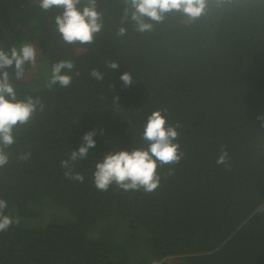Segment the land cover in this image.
Listing matches in <instances>:
<instances>
[{"label":"trees","instance_id":"1","mask_svg":"<svg viewBox=\"0 0 264 264\" xmlns=\"http://www.w3.org/2000/svg\"><path fill=\"white\" fill-rule=\"evenodd\" d=\"M97 6L104 27L95 42L65 44L54 23L62 9L0 0V47L38 50L33 77L26 65L13 81L17 96L44 104L14 130L0 168V198L20 217L0 233V264H264V0H209L196 21L173 13L143 33L128 22L123 37L124 0ZM60 60L73 61L79 76L49 87ZM124 72L134 81L127 88ZM157 109L180 124L182 160L157 168L152 193L97 190L95 161L147 147L143 126ZM93 129L96 146L77 168L84 182L66 180L60 161ZM222 148L226 165L216 163Z\"/></svg>","mask_w":264,"mask_h":264},{"label":"clouds","instance_id":"2","mask_svg":"<svg viewBox=\"0 0 264 264\" xmlns=\"http://www.w3.org/2000/svg\"><path fill=\"white\" fill-rule=\"evenodd\" d=\"M125 8L121 17L118 36H125L124 26L131 22L135 31L143 33L154 30L156 24L163 23L169 14H179L188 20L196 21L206 13L209 0H124ZM228 0H217L223 4ZM42 11L48 12L53 8L62 9L54 17L56 31L65 44H91L102 32L104 27L103 13L98 10L97 0H33ZM38 50L29 42H22L19 47H0V168L9 163L8 149L16 142L14 130L17 126L28 124L38 111L44 110L40 97L25 96L18 98L14 80L25 77L26 65H35ZM108 68L117 70L119 64L115 61L108 63ZM11 69V71H9ZM75 64L71 60H60L51 65L48 86L68 88L72 85L73 77L79 76L74 72ZM90 77L99 81L104 74L97 69L90 71ZM123 87L134 83L132 74L124 72L120 76ZM118 97H114L117 100ZM166 109L151 112L143 126L141 139L147 147H133L131 150H113L106 153L102 159L96 160L93 171V183L97 190L107 192L110 187L123 191L154 192L160 185L161 177L158 167L178 164L184 153L179 143V122L169 124ZM259 119V117H258ZM96 130L93 129L82 136L78 150H68L65 159L60 161V168L66 180L83 183L85 176L77 171L79 164L89 159L90 149L95 148ZM30 153L20 158L27 161ZM228 153L221 149L217 164L227 163ZM20 217L10 214L9 202L0 198V233L6 232L10 226L19 224ZM163 262V261H161ZM165 262V261H164Z\"/></svg>","mask_w":264,"mask_h":264},{"label":"rangeland","instance_id":"3","mask_svg":"<svg viewBox=\"0 0 264 264\" xmlns=\"http://www.w3.org/2000/svg\"><path fill=\"white\" fill-rule=\"evenodd\" d=\"M36 69H37V63H35V65H31L30 70H29L27 76H28L29 78H32L33 75H34V73H35V70H36ZM43 211H44V209H43ZM52 212H53V210H51V212H50V211L43 212L42 214H43V215H48V214H50V213H52ZM62 215H64V214L62 213ZM169 263H170V264H177V260L174 259V258H171V259H169Z\"/></svg>","mask_w":264,"mask_h":264},{"label":"built area","instance_id":"4","mask_svg":"<svg viewBox=\"0 0 264 264\" xmlns=\"http://www.w3.org/2000/svg\"><path fill=\"white\" fill-rule=\"evenodd\" d=\"M152 263L153 264H161L162 262L161 261H153Z\"/></svg>","mask_w":264,"mask_h":264}]
</instances>
